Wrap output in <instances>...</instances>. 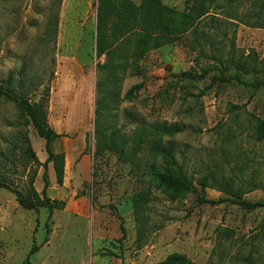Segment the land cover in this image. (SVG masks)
I'll use <instances>...</instances> for the list:
<instances>
[{"label": "rangeland", "instance_id": "374dc122", "mask_svg": "<svg viewBox=\"0 0 264 264\" xmlns=\"http://www.w3.org/2000/svg\"><path fill=\"white\" fill-rule=\"evenodd\" d=\"M128 1L136 9L142 3ZM253 2L161 0L170 13L158 47L147 44L153 39L137 19L118 20L117 33L109 31L99 48L109 56L98 57L97 0H0V86L11 79L31 101L49 89L47 123L60 136L53 151L63 156V180L56 183L50 163L47 197L66 204L48 218L46 209L24 210L0 189V264H156L171 254L191 264H262L264 209L247 213L209 188L204 204L173 198L140 175L145 165L166 166L163 158L143 149L133 173L114 153L96 155L95 128L96 111L113 126L107 135L176 124L181 131L162 140L189 176L223 175L241 188L255 182L259 189L243 200L263 202L264 142L253 127L264 122V89L253 86L264 84V72L243 75L204 58L232 53L245 60L253 52L264 59V6ZM233 13L244 23L229 19ZM204 70L197 83L175 78H200ZM135 86L141 89L129 95ZM46 159L44 141L0 98V180L41 196L36 161Z\"/></svg>", "mask_w": 264, "mask_h": 264}, {"label": "trees", "instance_id": "16d2710c", "mask_svg": "<svg viewBox=\"0 0 264 264\" xmlns=\"http://www.w3.org/2000/svg\"><path fill=\"white\" fill-rule=\"evenodd\" d=\"M253 1V5H255L256 2L261 1L262 6H264V0ZM168 13H170L169 10L162 5L161 0H142L138 9H136V7L128 0H97V56H109V54H101L99 48L105 44L109 31H111L112 35L117 33L114 29V25L118 20L137 19L138 23H140V27L145 34L149 36L148 39H153L152 43L147 44H151V47H158L159 40L162 38L160 35L167 34L164 23ZM243 18L244 17L242 16H237L236 13L229 16V19L239 21L242 24L244 23ZM203 56L204 54H202V57ZM243 57L244 54L231 53L210 54V56H205L204 58L218 63L221 68H225L226 71L233 70L243 75L264 72V59L258 62L253 52L249 58L246 56V59L244 60ZM209 71L210 70H204L200 78L187 73L176 76L175 78L181 83H197L205 78ZM216 82L217 80L213 79V84ZM253 87L257 90L260 88L264 89V84L257 83ZM140 89L141 86H135L128 92V94L132 95L134 91L137 92ZM0 98L12 101L17 106L21 115L25 117L27 125L31 126L36 135L44 141V151L47 155V159L43 164H39V162L36 161L39 167L43 169L42 180L44 185L41 196L33 189L28 196H24L15 190H11V188L1 180L0 189L8 190L14 194L16 202L20 208L27 211L46 209L48 211V218H51L54 211H62L66 204L65 202L60 201H51L47 197V190L49 188L47 168L50 163H53L56 183L61 184L63 180V156L56 155L53 151V143L60 138V136L57 135L47 123L49 89L45 88L43 94L37 101H31L22 93L15 92L11 88V79H9L5 86H0ZM104 121L105 119L99 114V111H96V155L99 156L105 150L114 153L122 163L130 165L131 172L133 173L140 172L138 156L143 149H145L147 153L151 152L155 157L163 158L166 162V166L158 167L154 163L145 165L140 175L142 178L149 179L156 183L158 188L163 189L173 198L194 196L199 203L204 204L205 190L209 188L229 196L232 205L238 206L241 210L247 213L254 212L258 209H264V201L248 203L243 200L245 194L259 189L258 184L255 182L247 183L245 188H241L240 186H234L232 181L226 180L223 175L219 178H217V176H205L199 180H195L192 176H189L185 167L177 163L171 143H165L162 140L165 136L170 137L181 131L176 124L169 125L167 122L156 123L152 125L150 129H135L129 136L123 134L118 136V131H113L110 135L106 134V131L113 129V126H106L107 123ZM139 127L143 126L140 125ZM253 134L256 137V141L264 142V122L257 121L256 125L253 127ZM21 139L29 145L27 137L22 132ZM144 200H147V198H144ZM136 204L137 201L134 207L136 208L138 222H141V213L137 210ZM156 264H191V262L184 255L171 254L163 261ZM262 264H264V260H262Z\"/></svg>", "mask_w": 264, "mask_h": 264}]
</instances>
